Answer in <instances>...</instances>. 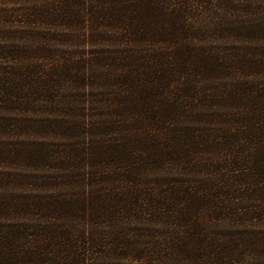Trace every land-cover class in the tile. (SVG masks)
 Returning <instances> with one entry per match:
<instances>
[{
	"label": "trees",
	"instance_id": "obj_1",
	"mask_svg": "<svg viewBox=\"0 0 264 264\" xmlns=\"http://www.w3.org/2000/svg\"><path fill=\"white\" fill-rule=\"evenodd\" d=\"M0 264H264V0H0Z\"/></svg>",
	"mask_w": 264,
	"mask_h": 264
}]
</instances>
